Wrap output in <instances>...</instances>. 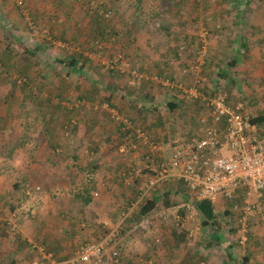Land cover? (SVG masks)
Returning <instances> with one entry per match:
<instances>
[{
  "label": "rangeland",
  "instance_id": "374dc122",
  "mask_svg": "<svg viewBox=\"0 0 264 264\" xmlns=\"http://www.w3.org/2000/svg\"><path fill=\"white\" fill-rule=\"evenodd\" d=\"M15 1L17 2V0H9L8 6H5V3L1 2L0 0V108L3 109L5 105H10L11 112H13V116L5 117L2 123L3 129L0 130V195L7 194V196H9L8 200L16 201V203L19 204V207L17 213L6 209L7 212L1 217L2 219L0 220L7 222L2 223L7 224L11 229L13 227H17V233L22 235L24 239L29 242L36 243L37 240H42V238L45 240L47 235H52V237L55 239H58V235L61 236L63 224L57 218V213L55 214L56 218H54L56 222L49 221V227L47 225L42 227L44 221L47 223L49 220L48 212H51L52 210L56 212L55 208L57 203H60L62 206L67 208L70 207V203L73 204L74 202V198H72L73 195L82 193V191L84 192L86 188L90 189L92 185L89 183V179L91 178L97 179L98 183L102 186L101 192L108 191V188L109 191L114 192L115 186L111 185V181H109V179H106V176L109 178V173H111L107 170V168H111L113 170L118 164H127L128 162L134 165L135 162H140V159L138 157V152L135 154L127 152L126 146L133 144L127 138H123V140H121V144L119 145L117 143L119 141V136L116 134V132L112 134L113 137L112 135L109 136V139H106L105 136L97 137V134L95 133L90 135V137L84 136V132L87 130V128H85L83 125H80L77 131L79 139L74 142L76 145L75 148L72 149L73 152L68 154L65 152L63 156L64 158L62 157L63 160L58 161L52 152L47 151V139L40 131L42 126L39 124V122H41V120L44 118V114L36 116L31 115L33 113L34 105L30 101V96L37 95L38 90L41 87V100L49 98L50 94L54 95L55 93H59L61 95L60 98H62L61 106L75 107L79 113H83L86 109V117L95 121L98 117H100L102 121L104 118L108 120L111 114L117 115L118 113L115 110L116 107L120 108V112L123 111V114L119 115V120L117 121H122L123 119L126 120L124 117L125 113L127 111L130 113L132 110H134L130 114L133 115L134 120L127 119L126 121H128V128H134L135 130L143 128L149 131L148 122L146 121L152 119V115L150 114L148 118L142 119V114L138 113L140 116L137 117L138 111H136V109L138 106H136L134 103L129 105L124 101H121L120 94L114 96V98L111 100L114 105L113 109L108 107L109 103L106 101L105 96L108 94V92L106 91H108L107 88L110 89V87L114 86H117L121 91L132 90V95L129 96V98L134 99L135 97L136 102L140 105L146 104H142V102L139 100V95L136 94L137 91L140 90L133 89V87L130 86V83L133 79H128L130 77H127L129 68L131 69V67H136L130 64V61H132L131 57H127V51L129 50L128 46L126 44L120 45V43L113 44L110 40V37L113 36H110L109 33L108 41H106V39L102 40L104 41L103 46L101 45L99 47H95L96 49L90 51V53L88 51L82 52L83 56L88 59L90 66V68L87 70H83V78L77 76L75 73H69L67 69H61L54 66L57 56L61 53L63 54L60 49L63 51V49L68 48V51L70 50L71 52L78 50L77 44H75V47H68L63 41H59L58 39L60 34L65 32V40L73 42L71 40V36L73 34V24L70 26L72 23L70 22V16L73 14L84 15L85 9L82 8L83 4L81 3V0H64L68 3L67 9L70 10V15L63 13L65 11L61 12V10H58V6L53 7L51 0H42V2H39V4L35 7V9L42 7L45 9L47 14L51 12L56 13L57 19H54L52 23L50 21L52 26L47 25V22L45 21L37 27L32 25L30 27L28 26L30 23V19L28 17L29 12H17L18 9ZM110 1L111 0H93V2L97 4H106L107 7L101 8L114 13L116 9L109 6ZM33 3H31V0H27L24 9L27 10L28 7L33 5ZM261 4L264 5V2ZM119 6L120 5H118L117 8ZM248 8L249 7L246 9L248 10ZM258 8L257 12H260L261 15L262 9L258 10ZM32 11L33 10H31V12ZM215 12H218V9ZM20 15L24 16V19H22V16ZM66 16H69V18H66ZM140 18L143 19L142 17ZM166 20L168 21V24H166V21H161L159 24V30L161 32H165L168 29L167 25L176 24L175 21L173 22L168 18ZM53 23L55 24V30L51 29V27L54 25ZM153 23H155V21H153ZM6 24H8V26ZM65 24L68 25L65 26ZM117 25H119L121 28H124V25L125 27L127 26V24L124 22H119ZM252 27L248 28L246 34L253 33ZM6 29L15 34L20 42L10 43L5 38H3V35L5 34L4 31ZM132 30L133 28L131 26L130 31ZM127 31H129L128 28ZM78 34L83 36L84 31H79ZM203 34L204 40L200 42L201 48L207 47L208 44L206 31H203ZM53 36H55L56 39H53ZM96 37L100 39L99 36L93 35L89 39L93 40ZM125 39L126 38L123 37L122 41H125ZM146 42L152 43L154 40L147 39ZM45 43L47 44L46 46H48V54L40 53L38 57L34 56L33 59L30 58L29 60H27L29 56H24L22 59V50L20 49V45L23 47L24 51L27 49H33L37 45L43 46ZM82 43H84V41H82ZM183 43L184 42L182 40L180 45L181 49L184 47ZM131 44L133 46L135 45V42ZM141 45L143 46V43H141ZM202 51L204 50L202 49L201 52ZM62 54L61 57L64 55ZM203 54L204 53L202 52L198 59L199 61H204ZM112 56L113 58L118 59L119 62L117 60H111ZM118 57H120L121 60ZM110 61H112L113 64L118 63L115 65L117 68L116 70L123 73L121 75L122 77L114 78L113 76H109L111 72H109L107 67L108 62ZM193 76L195 75L193 74ZM36 79H39L41 83L37 84L34 82ZM152 79L153 81L149 83L150 87H148V92H151L155 98H158L160 101H163V98L160 97H164V100L170 101L172 98L176 97L177 94L182 96L181 90L177 88V85L179 84L178 82H173V87L175 90H171L169 92L165 91L167 92L166 97L162 95L164 92H160L162 87L161 83L163 84L164 80L162 81V79H156L155 77ZM190 81L192 83L194 79L192 78ZM192 85L193 84H190L189 87ZM259 86H261V84H259ZM194 87L197 89L199 95L205 99L211 96L215 88L210 86L213 87V89H210V87L204 82L203 85L200 84L195 86L194 84L192 88ZM261 88L262 86L259 89H255L254 91L258 94L262 90ZM111 89L109 91H111ZM187 90L189 89L187 88ZM222 90L226 93V89ZM80 97L82 98L80 99ZM251 97H253V95L250 96L249 99ZM57 99H59V97ZM67 101H71V103L68 104ZM257 101L259 102L261 100L258 98ZM200 102L201 100H197L192 103L190 102L191 113H194L199 108L198 106ZM54 103L56 105V101L53 100V104H49V108L43 109L42 111L49 112L54 107ZM129 103H131V101H129ZM163 113V111H158V114L162 115ZM177 118L178 120L175 118L171 120V123L177 127L182 126L187 120H192L193 123H195V117L193 116L186 119H180L178 115ZM112 123L118 126V122L115 121L111 122V124ZM52 127H58V134L60 131V124L56 122ZM115 127L111 126V130L116 131ZM173 128L174 129L171 130L173 134L172 132H165L166 137H169V139L166 138L167 140H165L163 147L164 149H168L167 153L170 152L169 146L173 140H176L180 137L184 138L186 136L189 138L196 137L194 135L184 134L181 132V130H178L175 127ZM101 130L102 128L99 126L94 128L96 133L100 132ZM106 131L109 132L110 128L108 127V130ZM65 133L59 132V137H61L57 142H59V144H64V149L70 150L72 143L67 142L69 137H66ZM67 134L70 137H73L72 133ZM89 141L97 145L98 151L96 153L91 154L88 143ZM124 155H127V158H124ZM90 157H96L98 161L104 164V166L99 168V171L93 175L89 170L90 167L88 166L89 162L91 161ZM35 159L38 160L36 164L33 161ZM111 162L114 164L112 165ZM140 171H142V168L139 164H137L136 169H134V173H139ZM103 176H105L104 179L102 178ZM154 178L155 176L150 177L152 180ZM115 195L116 194L114 192V197ZM191 200H188L187 203H185V206H181V208H174L170 211V213L163 212L164 209L163 211L161 210L157 212V218H159V221L157 223H151L150 225L147 223L144 225L141 224L138 226V228H133V236H131L132 234L129 232H125L123 230V236L126 239V246H130L129 249L123 250L129 251V254L132 253V250L134 251L131 255V258H122V262H124V264H150V262H153V264H161L158 262V259L148 258L146 251H151V248L156 247V245L158 247H163L166 241H164V238L161 236H155V232L157 231L163 234L165 232L169 233L168 231L170 229L167 228L174 226L175 233H173V236L175 237L176 241L186 243V247L184 250H181L182 254L173 258V261H169L170 263L210 264L208 262L209 257H211L213 259V264H220V261H222V264H225L224 259L226 258L224 248L227 247V245L228 247L229 245H234L235 247H233V253L239 259H242L244 255L249 253L251 250L255 249L256 251L257 249V254L262 257L264 264V224L254 220L248 221L246 228L247 242L243 247L237 246L235 244V241L237 240L236 230L237 228L240 229L241 225L233 218L227 222V220H225L227 215L221 216L223 214V207H226L227 209L230 206L229 204H221L223 201L219 202L221 206H217L216 210L217 212H220L219 219L222 221V225L220 224V237L224 240V243L221 244L216 250L211 249L212 251L206 250L203 252V246H205V244L209 241H212L213 238L210 235L213 232L210 228H200L201 221L196 211L193 209L194 205ZM234 203V205L238 207H240L242 204L237 202V200ZM181 209L185 210L182 211ZM178 212H182L183 215H180ZM100 215L102 214L100 213ZM33 217H36V220L31 219ZM116 219L115 223L110 220L111 222L109 223H113L112 225H105L107 229L106 231L99 230L97 226L96 229L90 230L88 235L92 239H87L85 241H93L92 243H96L98 242L97 239H99V241L106 240V242L109 244L108 238L110 237L113 239V235L117 236L120 230L124 228L123 223L125 216H120ZM90 220L92 228L95 226L94 223H96V220H99V218L94 219L93 217H90ZM249 223L250 225L248 226ZM99 224L103 225L102 223ZM56 226L58 227V232L50 233L49 231ZM17 233L15 232L14 234H8L5 236L0 235V251L2 250L10 252L14 250L16 247V242L13 237L18 235ZM135 235H137L136 238ZM78 237L81 238L80 233ZM122 237L120 236V240H122ZM55 239L52 240L55 241ZM57 241L58 240H56V242ZM68 243L69 242L66 244L68 245ZM72 245L73 246L71 249L75 252L80 246L83 245V243H73ZM121 246L122 243H120L119 247ZM56 247L58 246L56 245ZM113 248L114 246L112 244L105 247V257L102 264H114L110 259V256L112 257ZM209 252H211L212 255H209ZM68 255L69 253L63 254V256ZM22 256L25 257L26 255L22 254ZM204 257L208 258L205 259ZM169 262L164 263L168 264Z\"/></svg>",
  "mask_w": 264,
  "mask_h": 264
},
{
  "label": "trees",
  "instance_id": "16d2710c",
  "mask_svg": "<svg viewBox=\"0 0 264 264\" xmlns=\"http://www.w3.org/2000/svg\"><path fill=\"white\" fill-rule=\"evenodd\" d=\"M8 1L9 0H1V2L5 3V6L9 4ZM18 1H21V4H19ZM111 1H110L109 6L113 7V5L111 4ZM26 2L27 0H17L16 5L18 9L17 12H21V11L29 12V16H28L30 19V23L28 24L29 27L31 25L36 26V27L40 26L45 21L47 22L46 23L47 25L52 26L51 23L54 21V19H57L56 13L51 12L47 14L45 9L42 7L37 8V9H35V7H28V9L26 10L24 9ZM81 3L83 4L82 8L85 9L84 15L73 14L70 16V22H72L70 26L73 24V34L71 36V40L73 42L65 40V37H66L64 35L65 32H62L58 39L59 41H63L68 47H72V46L75 47L76 46L75 44H77L78 50L75 52H71L70 50L68 51V48L63 49V51L62 49H60V51L63 52L64 55L61 53L63 55L62 57H61V54L57 56V60L55 61L54 66L61 68V69H67L69 73H73V74L75 73L77 74V76L83 78L84 77L83 70H87L88 68H90V66L88 63L89 62L88 59L83 56L82 52L88 51L90 53V51H93L96 49L95 47H99L101 45L103 46L104 41L102 40L106 39V41H108V33H109L110 36H113V37H110L111 38L110 40L112 41L113 44L120 43V45L126 44L128 46L129 50L127 51L128 53L127 57H129L130 56L129 52L131 51V49H133V46L131 43L135 42V36L131 35V32L127 31V28L119 29V26L117 25L118 23L117 17H118L119 12L117 10H115L114 13L104 10L101 7H104V8L107 7L106 4H103V3L97 4V3H94L93 0H84V1L81 0ZM51 4L53 5V7L58 6V10H61V12L65 11L63 13H65L66 15L71 14L70 10L67 9L68 3L65 2L64 0H51ZM31 10L33 11L31 12ZM129 11L132 12V10H129ZM242 16L243 18L244 17L251 18L252 14L247 13V12L246 13L242 12ZM66 18H69V16H66ZM246 18H245V25H249L250 22L247 23ZM22 19H24V16H22ZM6 25L8 26V24ZM6 25H5V28H6ZM66 25L68 24H65V26ZM170 26L171 25H167V28L170 29ZM54 27H55V24L53 25V27H51V29L55 30ZM82 30L84 31V35L80 36L78 33L79 31H82ZM137 30H140V28L139 29L137 28L135 30L137 33L136 36L139 34ZM167 31L168 30H166V32H163V34L166 35L165 37L170 38L169 36L171 35L167 33ZM4 32L5 34L3 35V38H5L8 42L10 43L20 42L18 38L16 37V35L13 34L11 31H9L8 29H6ZM92 35L99 36L100 39L96 37L95 39L90 40L89 38ZM123 37L126 38L125 41H122ZM53 39H56L55 36H53ZM0 41H1V38H0ZM82 41H84V43H82ZM183 42H184L183 43L184 47L180 49L181 51H183L186 45L188 44V42H185V40H183ZM46 45H47L46 43L43 46L37 45L33 49H27L24 51H23V47L20 45V49L22 50V59L24 56H29L27 58V60H29L30 58L33 59L34 56L38 57L40 53L48 54L47 52L48 46ZM118 58L120 59V57ZM111 60H117L119 62V60L116 58H113V56ZM117 64L118 63L113 64L112 61L108 62L107 68L109 72H111L109 76L111 77L113 76L114 78L122 77L121 75L123 73L121 71L116 70L117 68L115 65ZM196 65L197 64H195L189 69L193 74H195L196 72V68H195ZM134 76H139L140 78L137 79V78H134ZM127 77H130L128 79H131V78L133 79L132 82L130 83V86L133 87V89L140 90V91H137L136 93L139 95V100L142 102V104L146 103L142 105V108H141L142 110L144 109L143 108L144 106H147L146 110H150L151 113L155 114L158 109L161 110L163 108L162 106L164 107L166 106L167 112L169 113V115L170 114L172 115V118H174V113L176 112L177 105L173 101L168 102V103L166 102L157 103L155 101L156 99L155 96L151 92L149 94L147 93L148 92V87H146L147 84L152 82L153 77H155L156 79H162L161 73H159L156 70L146 71L139 67H131V69L129 68ZM193 79L194 81L192 82L193 84L192 86H194V83L196 80L195 76L193 77ZM174 81L175 79L172 78V80L169 81V85H167L168 87H170L171 90H175L173 87ZM34 82H36L37 84L41 83L39 79H36ZM190 82L188 85H186L187 88L192 87V86L189 87V85L191 84ZM180 86L183 88H186L184 84L182 83H179L177 85V88ZM107 89L108 91L106 92H108V94L105 96H106V101L109 103L108 107L113 109L114 105L111 100L114 98V96L118 94H120L121 96L120 97L121 101H124L125 103L129 105L134 103L136 106H138L139 103L136 102L135 97L134 99L129 98V96L132 95L131 94L132 90L121 91L119 90L117 86L110 87L111 91H109L110 90L109 88ZM222 89H225V87L215 86L214 91L215 92L220 91V90L223 91ZM41 90H42V87L39 88L37 95L30 96V101L34 105L33 113L31 115L36 116V115L44 114V118L41 120V122H39V124L42 126L40 131L41 133L45 135L44 137L47 139V143H46V148L48 147L47 151L52 152L58 161L63 160L64 158L63 156L65 152H67L66 154L73 152L72 149H74L76 145L74 144V142L79 139L77 135V131L80 125H83L85 126V128H87V130H85L84 132V136L90 137V135L95 133L97 134V137L105 136L106 139H109V136H111L112 134H114V132H116V134L119 136V139H118L119 141L117 142L119 145L121 144V140H123V138L124 139L127 138L133 144L137 142L136 139L134 138L135 129L134 128L129 129L127 126V122H128L126 121L127 119L134 120L133 115H130L131 113H129V111H127L124 115L126 120L123 119L122 121H117L119 120V115L123 114V111L120 112V108H117L115 106L116 107L115 110L118 113L117 115L110 113L111 114V116L109 117L110 119L108 118L107 120L106 118H104L101 121V118L98 117L97 120L95 121L92 119H88L86 117V112H85L86 109L84 111L85 113L84 112L79 113L78 110L75 109V107L61 106L62 98H60L61 95L59 93H55L54 95L50 94L49 98H46L45 100H41L40 99ZM223 92L225 93V91ZM257 95H258V98L262 96V94L261 95L257 94ZM148 96L151 97V100L146 101L148 99ZM58 97L59 99H57ZM248 97L245 98V95L243 96V99L245 100L244 102L246 104L247 102L248 103L253 102L249 100ZM81 98L82 97H80V99ZM53 100L56 101V105L54 103V107L49 112H43L42 111L43 109L49 108V104H53ZM183 100L181 99L182 102ZM199 100H201V102L203 103L202 106L200 104L198 106V107L200 106L202 107L200 111V114H202L204 111L203 97H201ZM129 101H131V103H129ZM190 102H183L184 104L187 105L185 111H188L189 113H190V108H189L190 104L194 101H192L191 103ZM67 103L70 104L71 101H67ZM1 109L2 108H0V130L3 129L2 123L5 117L13 116V112H11L10 105L9 106L5 105V107L2 110ZM249 115H252V113H250ZM187 117L188 116L185 113L183 114V116L179 115L180 119H185ZM156 119H158L161 125H163V123L167 124L166 120L163 119V115L161 114H157ZM115 121L118 122V126L114 125V123L111 124V122H115ZM56 122L60 124L59 132H62V133L66 132L65 133L66 137H69L67 142L72 143L70 150L64 149V146H63L64 144H59V142H57L61 136L59 137V132L57 134L58 127L57 128L52 127L54 126ZM187 122L189 124L193 123L192 120H187L184 122L183 125H185V123L187 124ZM251 123L257 124V126L262 127L264 126V117L257 116L255 119H251ZM96 126L101 127L102 130L96 133V131H94V128ZM111 126H114V127L116 126L115 127L116 131H112ZM108 127L110 128L109 132L106 131L108 130ZM159 127H160L159 124H156L155 122H153L151 123V128H149V131L143 128H141V130H143L147 134V136L149 137V140L152 141L154 144H162V146L164 147V142L167 138L165 135V132H172L171 131L172 129L170 128L169 130H167L166 128H164L162 130L161 128L159 129ZM67 133H72L73 137H70ZM194 136H197V134H195ZM185 138H189V137H185ZM88 143H89L91 154L96 153L98 151L97 145L93 144V142L91 141H89ZM126 147H127L126 150L128 153L130 152L132 154H135L137 152L139 153L138 157L140 159V162H138V164L141 166L142 171H140L139 173L137 172L134 173V169H136L135 167L136 165H132L129 162L127 164H129V166L131 167H126L125 164L120 163L113 170L111 168H107V170L111 173H109L110 174L109 178H107L106 176V179H109V181H111V184L115 186V189L117 191V194L115 195L116 197L114 200V204L112 207L113 212L112 213L108 212V214L114 220L117 217L125 216L124 224L128 225L126 228L121 229L120 232L118 233L119 236L118 235H117L118 237L114 236V238L111 239L108 244V246H110L111 244L114 246L113 251H112V257L109 255L110 259L113 261L112 263L114 264H124V262H122L121 259L125 257L126 258L129 257V251L123 250V249H129V247L126 246V241L123 239L120 240V236L121 237L123 236V230L125 232H129L130 234H132L131 236H133L134 235L133 228L135 227L138 228V226L141 224L144 225L147 223L150 225L151 223L152 224L157 223L159 221V218H157V212L161 210L163 211L164 209L163 212L170 213V211L173 210L174 208H178V207L181 208V206H185V203H187L188 200L192 199L191 196L188 194V191H187L188 189L185 187V185L182 182L177 181L176 179H173L171 177L164 178L158 181L157 174L152 171L156 167V165H157V170H158V167L160 165L166 163L169 160L170 154L172 152V148H170V152L168 153H167L168 149H164V148L159 153H152L149 147L144 146L142 144L138 145L137 149L136 147L135 149H133L129 145H127ZM126 156L127 155H124V158H127ZM90 158H91L90 159L91 161L89 162L88 166L90 167L89 170L90 172H92V175H93L94 173L99 171V168H102L104 164L98 161L96 157H90ZM151 176L153 177L155 176V178L152 180L150 179ZM104 177L105 176H103L102 178L104 179ZM89 183H91L92 185L90 189L86 188L84 192L82 191V193L73 195L72 198H74L73 199L74 202L73 204L70 203V207L67 208V207L62 206L60 203H57V206L55 208L56 212L52 210L51 212L48 213L49 220L47 219L48 220L47 223L44 221L42 227L46 225L48 226L49 221L56 222L54 218H56L55 214L57 213V218L63 224L62 230H61V236H64V235L67 236L70 234V237L74 238L75 236L79 235V233H80V236L85 235L87 231L90 230V227H91L90 225L87 226V223H86V221H88V215L89 216L91 215V212H92L91 208L95 206L91 191L95 190V184L98 183V181H96L95 178H91L89 179ZM237 196L238 198L235 197L234 199L230 201H223L221 203V204L224 203V205L226 204L230 205L229 208L227 209L226 207L225 208L223 207V214L221 215V216L227 215L228 218L226 217L225 219L227 220V222H229L231 218H233L236 222L237 221L239 222V219L237 217L238 214L237 212H233V207L235 204L234 202L236 200L237 202H240V204L242 203V199H243L242 192L239 191V194H237ZM8 198L9 196H7V194L0 195V219H2L1 217L7 212L6 209H8L11 212L17 213L19 204L16 203V201L14 200L13 201L8 200ZM191 201L193 202V205H194L193 209L196 211L197 215L200 218V221H201L200 228L201 229L210 228L213 232L210 235L213 239L212 241H209L208 243H206L205 246H203L204 247L203 252H205L206 250L212 251L211 249H215V250L218 249V247L224 243L222 241V238L220 237V229H221L220 224L222 225L221 223L222 221H220L221 219H219L220 212H217L216 210L217 206H221L220 203L215 205L210 201H200V202L199 201L196 202L195 200H191ZM88 205L90 207L87 212L86 206ZM181 210L183 211L185 209H181ZM178 213L180 215H183L182 212L181 213L178 212ZM252 220L261 222L262 224H264V221L261 219L254 218V219H249L248 221H252ZM0 222H1L0 223V235L1 236H5L8 234H14L15 232L17 233V227H13L11 229L7 224H5L7 222L2 221V220H0ZM2 222H5V223H2ZM247 223H246V228H247ZM250 223L248 224V226L250 225ZM167 229H170L168 231L170 234L166 232L164 234L157 232V231L155 232V236L157 235V236H161L164 238L163 240L166 241L165 245L163 247L161 246L158 247L156 245V247L151 248L152 249L151 251L150 250L146 251L148 258L158 259V262L161 264H165L164 262L173 261V258L180 256L182 254L181 250H184L186 247V243L176 241L175 237L173 236V233H175L174 226H171L170 228H167ZM238 229L239 228H237L236 230L237 240L235 241V244L239 247H243L245 246L247 241L243 245L239 244V239L241 237V232H240L241 228L239 230ZM49 232L50 233L58 232V227L57 226L53 227ZM17 234L18 235H15L13 237L16 242V247L14 248V250L10 252L2 251V250L0 251V264H29L30 262H32V260H34V258L37 257L38 249H42L43 253L46 254L47 256L49 255L51 260L54 261V263L56 264H64L73 255L72 253L74 252V250L72 253H70L72 255L69 254L68 256H63V253H58V251L56 250L64 251V247H61V248H59V246L55 247V245H57V242H58V241L56 242V240H59V239H55L54 237H52V235H47L45 240L42 238V240H37L35 243V242H29L26 239H24L22 235H20L19 233ZM245 235H247V230H246ZM136 236L137 235H135V238ZM52 239H55V241H53ZM97 240L99 242V239ZM82 242H83V245L87 243H92V242H86L85 240H83ZM120 243H122L121 247H119ZM233 247L235 246L229 245L228 247L227 245V247L224 248L225 249L224 253H225V258H226L224 259L225 264H253V263L258 264L256 262H252V258H250V255H249L250 253H254L255 251L251 250L249 253L244 255L242 259H239L236 255H234ZM22 254L26 256L24 257L22 256ZM209 255H212V253L209 252ZM204 258L207 259L208 257H204ZM45 263H49V261ZM102 263L103 261L101 262V264ZM150 264H153V262H150ZM168 264H173V263L169 262ZM220 264H222V261H220Z\"/></svg>",
  "mask_w": 264,
  "mask_h": 264
},
{
  "label": "crops",
  "instance_id": "0c3cea01",
  "mask_svg": "<svg viewBox=\"0 0 264 264\" xmlns=\"http://www.w3.org/2000/svg\"><path fill=\"white\" fill-rule=\"evenodd\" d=\"M39 2H42V0H31V3H33L31 7H36ZM262 2L264 0H112L111 4L113 5L112 8H115L119 12L117 17L118 23H126L127 26L125 27L124 25V28H128L131 35L135 36V45H133V49L129 52V57L132 59L130 64L146 71L156 70L161 73L162 81L164 80L163 84L161 83L162 87L160 89V92H164L162 95L167 97V92L165 91H171L167 85H169V81L172 78L176 82L184 84V86L188 85L190 79L194 77L189 69L198 63L200 64V68L195 72V78L200 79L209 87H225L228 103L231 105L245 101L243 99L244 95L245 98L253 95L249 99L253 102H247V111L248 113H254V111L258 110L257 107L263 99L261 96L259 98L261 101L258 102V95L254 90L262 86V90L258 93L261 95L264 89V5L261 4ZM118 5L120 6L117 8ZM247 7H249L248 10L246 9ZM257 8L258 10L262 9L261 15L260 12H257ZM217 9L218 12H215ZM129 10H132L133 14ZM242 12L251 13L252 17L243 18ZM167 18L176 22V24L170 26V29H167V33L171 35L169 36L170 38L165 37L166 35L159 30L161 21H166V24H168ZM245 18L247 23L250 22L251 25H245ZM129 25L132 26V31H130L131 26ZM249 27L253 28V33L246 34ZM137 28H140V30H137L139 34L136 36L135 29ZM203 31L207 33L208 44L207 47L201 48L200 42L204 40ZM147 39L154 40V42L147 43ZM182 40L188 42L183 51L180 50ZM141 43H143V46ZM202 49L204 50L202 51L204 53V61H199ZM147 87H150V85L148 84ZM213 87H210V89H213ZM147 93L149 94V92ZM160 98H163V101H160L158 98L155 101L157 103L173 101L177 105L176 112L174 113L176 120H178V115L183 116L185 113L188 116L187 118L191 116L195 117V123L189 124L187 122V124L178 127L173 125L171 123V120H173L172 115H169L166 106H162L161 110L158 109L157 113L153 114L150 110H146L147 106H144L142 110V105L138 104V108L136 109L138 111L137 117L140 116L138 113H141L142 119H146L151 114L152 119L146 121L149 128H151V123L155 122L159 124V129L161 128L162 130L164 128L167 130L171 128L173 130V127H175L184 134H197L199 136L201 126L199 123L201 116L200 107L194 113H191V110L189 113L185 111L187 105L181 101V96L178 94L170 101L164 100V97ZM148 100H151V97L148 96L146 101ZM200 105L202 106L203 103L200 102ZM158 111L164 112L162 115L167 124L163 123L161 125L158 119H156ZM38 160L35 159L33 161L36 164ZM111 164L113 165L114 163L111 162ZM124 164L129 166V164ZM137 164L135 162L134 165ZM95 180L97 181V179ZM101 191L102 186L99 183H96L95 190L91 191L95 206L91 208V215H88L87 226H91L90 217L94 219L99 218V220H96L95 226L90 227V230L96 229L97 226L99 230L106 231L105 225L115 223V220L109 216L108 212H113L112 207L116 197H114L116 189L114 192L109 191V188L106 192ZM115 194H117V191ZM89 207V205L86 206L87 212ZM33 219H36V217H33ZM110 220L113 223H109L111 222ZM126 227L127 224H124V228ZM89 231H87L85 236H81V238L78 237L79 235L74 238H71L70 234L67 236L58 235L57 246L59 248L64 247V251H56L63 254L72 253L71 247L73 243H83V240L92 239L88 235ZM122 239L126 241L124 236ZM60 240L64 241L61 242ZM222 241L224 242L223 239ZM67 242H69L68 245L66 244ZM128 247L130 248V246ZM132 253L129 254V258H131ZM249 255L252 258V262L263 264V259L257 254V249ZM35 259L41 260L39 253ZM208 263H213L211 257H209Z\"/></svg>",
  "mask_w": 264,
  "mask_h": 264
},
{
  "label": "built area",
  "instance_id": "2783aa9c",
  "mask_svg": "<svg viewBox=\"0 0 264 264\" xmlns=\"http://www.w3.org/2000/svg\"><path fill=\"white\" fill-rule=\"evenodd\" d=\"M199 65L195 66L196 71ZM194 84L200 85L202 81L197 79ZM178 88L183 102L202 97L195 87ZM203 100L199 136L173 140L169 160L158 170L156 165L152 171L157 174L158 181L171 177L182 182L196 202L210 201L216 205L234 199L241 191L242 204L240 207L234 205L233 212L238 214L239 244L243 245L247 241V221L254 218L264 221V126L251 123L257 116L264 117V99L252 115L244 101L230 105L226 93L221 90ZM134 134L137 142L130 145L133 149L142 144L152 153L163 150L162 144H154L143 130L136 129ZM108 239L110 242L111 238ZM107 245L106 240L84 244L64 264H101ZM38 253L41 260L35 259L29 264H56L42 249H38Z\"/></svg>",
  "mask_w": 264,
  "mask_h": 264
},
{
  "label": "clouds",
  "instance_id": "9594fccd",
  "mask_svg": "<svg viewBox=\"0 0 264 264\" xmlns=\"http://www.w3.org/2000/svg\"><path fill=\"white\" fill-rule=\"evenodd\" d=\"M196 80H197V78H196ZM202 85H203V82H202ZM192 87H193V86H192ZM192 87H191V88H192ZM184 89H187V88H184ZM188 89H190V88H188ZM213 91H214V90H213ZM200 96H201V95H200ZM203 99H204V98H203ZM201 115H202V114H201ZM200 118H201V116H200ZM199 123H200V119H199ZM200 125H201V124H200ZM180 138H181V137H180ZM177 139H178V138H177ZM169 147H170V146H169ZM103 260H104V259H103ZM103 260H102V261H103Z\"/></svg>",
  "mask_w": 264,
  "mask_h": 264
}]
</instances>
